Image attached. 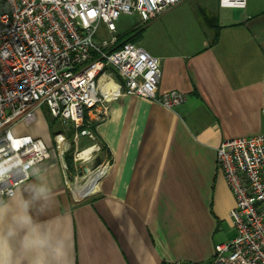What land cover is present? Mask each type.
I'll list each match as a JSON object with an SVG mask.
<instances>
[{
    "label": "crops",
    "instance_id": "1",
    "mask_svg": "<svg viewBox=\"0 0 264 264\" xmlns=\"http://www.w3.org/2000/svg\"><path fill=\"white\" fill-rule=\"evenodd\" d=\"M197 12L196 20L158 17L138 40L160 57L158 91L180 90L186 101L172 110L138 94L113 99L95 127L110 166L77 192L80 199L66 181L48 115L38 111L27 134L50 148L40 164L55 180L57 202L37 217L51 237L44 264H212L215 246L229 240L235 198L217 148L264 133V0L245 7L199 0ZM203 13L221 26L215 43ZM97 155L99 164L106 160ZM12 247L22 264L36 255L23 253L18 240Z\"/></svg>",
    "mask_w": 264,
    "mask_h": 264
},
{
    "label": "built area",
    "instance_id": "2",
    "mask_svg": "<svg viewBox=\"0 0 264 264\" xmlns=\"http://www.w3.org/2000/svg\"><path fill=\"white\" fill-rule=\"evenodd\" d=\"M5 1L7 9L0 12V161L49 158L45 140L15 131L21 123H34L43 106L66 129H75L76 140L96 138L94 125L120 95L138 94L172 110L186 101L180 90L158 91L160 57L139 43H119L117 27L123 14H137L148 24L182 0ZM246 3L219 0L221 7ZM53 139L68 182L67 132L58 130ZM80 153V160L91 157ZM109 166L106 159L88 169L86 182L93 177L97 184ZM217 167L234 194L230 217L237 234L215 246L212 264H264V133L221 141ZM19 179L13 177V183Z\"/></svg>",
    "mask_w": 264,
    "mask_h": 264
},
{
    "label": "clouds",
    "instance_id": "3",
    "mask_svg": "<svg viewBox=\"0 0 264 264\" xmlns=\"http://www.w3.org/2000/svg\"><path fill=\"white\" fill-rule=\"evenodd\" d=\"M54 187V178L36 159L0 161V264H22L13 240L23 253H36L30 264H44L40 253L52 246L51 237L40 231L37 217L55 209Z\"/></svg>",
    "mask_w": 264,
    "mask_h": 264
},
{
    "label": "rangeland",
    "instance_id": "4",
    "mask_svg": "<svg viewBox=\"0 0 264 264\" xmlns=\"http://www.w3.org/2000/svg\"><path fill=\"white\" fill-rule=\"evenodd\" d=\"M198 1L199 0H182V2L177 7H174L166 11L165 13H163L161 16H159V19H157L156 21L160 20L162 16H166V15H172V16L185 15L190 20L192 19L196 20V18H198V12H197V2ZM141 25L143 24L140 21L139 16L137 14H133V15L123 14L117 21L118 34L125 33L132 27H137ZM104 36L107 37V34H105ZM41 111L43 112L45 116L48 115V111L45 106L41 108ZM56 125L61 127L59 122L58 124L57 122H54L53 126L55 127ZM34 126H35L34 123H31L29 125L21 123L16 126L15 131L16 133H29L33 131ZM53 130L54 129L51 126L50 132H51L52 139L54 137ZM67 136L70 142V148L65 152V163L68 167V169L66 170L68 174V179H69L68 186L70 190H72L73 196L77 197V199H80L82 195L77 196L76 191H75L76 184L79 186L82 184L83 185L85 184L88 178L86 177V174H87V172L85 171L86 168H88L91 171L99 165V163L97 162V160L99 159L97 152H100L103 155V159L106 158L105 156L106 154H105V150H103V145L98 141L97 138L92 139L88 137L87 138L79 137L75 140L74 138L72 139L73 135L69 134ZM53 143H54V140H53ZM91 146L95 147V148H92L93 150L89 155L91 157L87 160H83V159L80 160L78 157V154L82 152L83 150L90 148ZM226 231L229 232V237H230L229 240L234 238L237 234L236 228L234 226L228 225L226 227Z\"/></svg>",
    "mask_w": 264,
    "mask_h": 264
},
{
    "label": "trees",
    "instance_id": "5",
    "mask_svg": "<svg viewBox=\"0 0 264 264\" xmlns=\"http://www.w3.org/2000/svg\"><path fill=\"white\" fill-rule=\"evenodd\" d=\"M7 9V3L5 0H0V12L4 11ZM204 15V19H205V22L213 28L214 30V37H213V40H212V43H215L217 40H218V37H219V29H220V25L218 23V19L213 17V16H210L208 15L207 13H203ZM143 24V23H142ZM146 24H143L141 26H137V27H132L131 29H129L127 32L125 33H120L118 34V42L121 43V42H124V41H132V42H136L138 43V40L139 38L141 37L142 33H143V30L145 28ZM48 119H49V123H50V127L52 126V128L54 129V133L58 130H65L67 132V135L71 134L74 136V133H75V129L71 126H69L67 129L62 126L61 124V127L60 126H53L54 122H57L55 119H53L51 117V115L49 114L48 112ZM58 124V122H57ZM81 130V128H80ZM93 131L95 133V125L93 127ZM96 135V134H95ZM73 136H72V139H73ZM103 150H106L105 146L103 145ZM71 162V160H70Z\"/></svg>",
    "mask_w": 264,
    "mask_h": 264
},
{
    "label": "bare ground",
    "instance_id": "6",
    "mask_svg": "<svg viewBox=\"0 0 264 264\" xmlns=\"http://www.w3.org/2000/svg\"><path fill=\"white\" fill-rule=\"evenodd\" d=\"M92 147V146H91ZM87 148V149H85V150H83L81 153H80V155L83 157V158H87L88 157V155L92 152V148ZM92 171V170H91ZM93 180H94V178L92 177V178H90V179H88V181L87 182H85V184L83 185H77L76 184V187H75V191H76V194L77 195H79V194H81L82 192H80V193H77L78 191H80V190H82V189H85V188H88L89 186H91V184L93 183ZM76 182V181H75Z\"/></svg>",
    "mask_w": 264,
    "mask_h": 264
},
{
    "label": "water",
    "instance_id": "7",
    "mask_svg": "<svg viewBox=\"0 0 264 264\" xmlns=\"http://www.w3.org/2000/svg\"><path fill=\"white\" fill-rule=\"evenodd\" d=\"M85 171L88 172V168H86Z\"/></svg>",
    "mask_w": 264,
    "mask_h": 264
}]
</instances>
